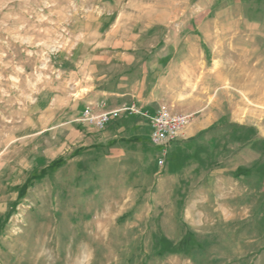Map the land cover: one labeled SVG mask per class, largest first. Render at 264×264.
I'll return each mask as SVG.
<instances>
[{"label":"rangeland","instance_id":"obj_1","mask_svg":"<svg viewBox=\"0 0 264 264\" xmlns=\"http://www.w3.org/2000/svg\"><path fill=\"white\" fill-rule=\"evenodd\" d=\"M0 264H264V0H0Z\"/></svg>","mask_w":264,"mask_h":264},{"label":"built area","instance_id":"obj_2","mask_svg":"<svg viewBox=\"0 0 264 264\" xmlns=\"http://www.w3.org/2000/svg\"><path fill=\"white\" fill-rule=\"evenodd\" d=\"M130 113L138 111L135 107L130 108ZM120 109L112 111L95 112L88 106L83 111V119L98 127L105 128L111 121L120 116ZM190 116L188 114H177L167 104H161L156 113L151 116L150 142L160 150L159 163L163 166L169 152V147L179 136L180 130L188 124Z\"/></svg>","mask_w":264,"mask_h":264},{"label":"crops","instance_id":"obj_3","mask_svg":"<svg viewBox=\"0 0 264 264\" xmlns=\"http://www.w3.org/2000/svg\"><path fill=\"white\" fill-rule=\"evenodd\" d=\"M140 110V109H139ZM141 112V111H140ZM156 112V111H155ZM155 112L153 113V115L155 114ZM131 114H134V113H131ZM149 120V119H148ZM114 120L111 121V123L113 124ZM149 123V132H148V135H149V140H150V133H151V125H150V122Z\"/></svg>","mask_w":264,"mask_h":264}]
</instances>
